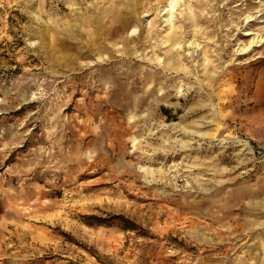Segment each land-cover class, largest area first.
<instances>
[{
	"label": "rangeland",
	"instance_id": "374dc122",
	"mask_svg": "<svg viewBox=\"0 0 264 264\" xmlns=\"http://www.w3.org/2000/svg\"><path fill=\"white\" fill-rule=\"evenodd\" d=\"M0 264H264V0H0Z\"/></svg>",
	"mask_w": 264,
	"mask_h": 264
},
{
	"label": "bare ground",
	"instance_id": "6f19581e",
	"mask_svg": "<svg viewBox=\"0 0 264 264\" xmlns=\"http://www.w3.org/2000/svg\"><path fill=\"white\" fill-rule=\"evenodd\" d=\"M241 68H242V67H241ZM237 74H238L237 72H234V71L230 68V70H229V72H228L229 80H231L232 82L235 81V82H238V83L243 82V81H242V77L239 78V77L237 76ZM239 74H240V72H239ZM229 97H230V103H229L230 106H232L235 102H237V100H239V99L234 100V94H233V93H230ZM239 98H240V96H239Z\"/></svg>",
	"mask_w": 264,
	"mask_h": 264
}]
</instances>
